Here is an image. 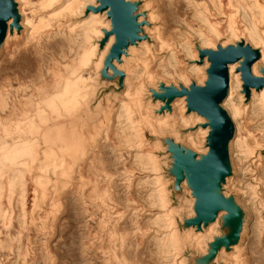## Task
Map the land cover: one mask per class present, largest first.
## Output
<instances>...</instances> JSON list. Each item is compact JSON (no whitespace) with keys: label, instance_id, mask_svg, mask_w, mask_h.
I'll return each instance as SVG.
<instances>
[{"label":"bare ground","instance_id":"bare-ground-1","mask_svg":"<svg viewBox=\"0 0 264 264\" xmlns=\"http://www.w3.org/2000/svg\"><path fill=\"white\" fill-rule=\"evenodd\" d=\"M185 1L191 10V22L180 19L178 34L172 36L168 34V21L161 17L158 0H142L139 11L134 15H137V22L140 24L138 34L143 38L130 43L121 59L112 61L113 67L122 72L120 74L111 67L103 70L116 36L110 35L108 41L101 46V41L106 37L105 32L112 29V18L108 15L110 8L104 11L94 10L101 5L100 0H14L19 26L13 25V17L8 19L7 34L0 47V58L16 44L26 42L43 48L45 41L61 34L72 37L73 44L67 49L69 52L55 62L56 68L65 63L61 70L56 73L48 70L47 76L44 79L39 77L36 85L32 84L37 80H30L20 84L17 89L9 85L0 90V208L3 211V198L12 206L13 202L17 203L19 200V195L29 190L30 183L35 184L34 208L39 207V200L47 199L44 193L48 182L46 173L50 169L55 172L60 168L63 176H71L75 169L82 170L79 163L82 159H96L90 149L101 147L97 136L100 133L107 134L111 125L113 135L125 138L128 147L134 149L133 160L141 170L150 173L141 182L153 185L148 195L152 206L159 209L152 221L164 231V234L156 233L155 236L158 247H162L168 255L163 264H189L187 257L183 255L186 249L196 250L201 255L208 253L209 242L220 234V217L228 212L221 210L208 223L180 230L176 215L182 213L184 204L171 205L169 181L163 176L162 160L155 148H165L162 139L168 138L178 145L186 144L191 147L199 159L201 154H206L209 150L208 145L200 147V135L205 139L212 127L208 117L189 110L187 95L176 97L166 106V100L158 95L166 93L162 85L168 87L170 79L161 76L172 77L166 67L179 65L185 75H177L178 79L171 80L176 88L182 90L185 87L190 90L191 83L204 87L211 62L208 55L201 59V52L204 49L216 51L218 46L237 47L238 42H243L252 49L259 50L260 57L251 68L256 78L264 77V0H208L213 12L208 3ZM34 8L43 9L42 13L30 15L28 9ZM193 21L199 23V28L192 26ZM183 55L184 61H189L186 65H182ZM243 60L242 57L227 65L229 92L221 107L228 113L235 131L228 144L231 172L221 188L225 191V196L229 194L227 190L235 191L239 195L236 197L237 204L249 213L257 214L254 182L260 179L255 177L247 181L246 175L256 174L253 166L259 172L264 171V135L257 143L252 133L249 138H244L242 129H246L248 119L256 122V130L264 129V87H251L250 93H246L240 68ZM150 69L159 73L152 74ZM107 73L115 74L114 80L102 77ZM190 76L193 82L190 81ZM108 82L122 91L114 90L102 97V87H107ZM13 92L18 95L13 97ZM20 93L23 94L22 98ZM115 101L118 102V108L114 113L112 104ZM148 133L157 138L152 147L148 145L152 144L148 141ZM250 144L253 148H250ZM251 158L254 160L251 161ZM188 185L191 187V183ZM39 189L43 190L41 194L38 193ZM103 193L102 191L101 195ZM189 194L191 198L185 200L188 203V217H196V198L192 192L189 191ZM24 220L25 216L19 214L20 223ZM260 220L261 217L258 221ZM165 227L168 231L164 230ZM241 228L236 243L228 251L223 248L212 264L218 262L220 255L225 257V264H245L246 249L243 245L246 235L251 231L247 219H243ZM171 248L174 249L172 261Z\"/></svg>","mask_w":264,"mask_h":264},{"label":"rangeland","instance_id":"rangeland-1","mask_svg":"<svg viewBox=\"0 0 264 264\" xmlns=\"http://www.w3.org/2000/svg\"><path fill=\"white\" fill-rule=\"evenodd\" d=\"M32 1L37 2L38 0ZM197 1L200 4L203 2L209 4L208 0ZM132 2L138 4L135 11L137 13L143 2L142 0H132ZM158 2L162 12L161 17L168 21V34L170 33L172 36L178 34L177 31L180 28L178 29L177 25L181 23L180 19L191 22V10L185 0H158ZM209 7L212 11L211 4ZM42 10L34 8L28 9V12L30 15H38L42 13ZM228 11L229 9H227ZM192 26L199 28V23L193 21ZM171 41L173 40L171 39ZM72 44V37L61 34L55 39L45 41L43 48L25 42L7 49L0 58V90L9 85H13V88L17 89L20 84L30 80H37L32 84L36 85L39 82V77L42 76L44 79L47 76L48 70L54 71L53 73L61 70L65 63L56 68L55 62L69 52L67 49ZM184 59V55L181 56L182 65L189 62ZM181 68L179 65L166 67L172 77H161L170 79L169 87L174 86L172 81L179 78L177 75H185ZM150 71L152 74L159 73L152 69ZM141 73L144 71L141 70ZM114 75L107 73L102 77L114 80ZM190 81L193 82L191 76ZM107 84V87H102V97L114 90L122 91L118 87L115 89L114 84L112 85L110 82ZM36 88L39 89V87ZM16 95L18 93L13 92L12 96ZM19 96L22 98L23 94L20 93ZM112 105L115 113L118 102L115 101ZM104 122L106 123V120ZM247 123L246 129H242L243 137L249 138V134L252 133L256 142L259 143L260 138L264 135V129L256 130V122L251 119H248ZM207 137L204 139L200 135L201 148L208 145ZM147 138L152 143L148 145L152 147L154 139L157 138L151 136L150 133L147 134ZM120 139L117 135H113V128L110 125L107 134L100 133L97 136V142L101 147H91L90 149V152H94L93 154L96 155V159H89L91 162L82 159L79 163L83 167H81L82 170L75 169L71 176H63L62 172L60 173L62 169H56L55 172L50 169L46 173L48 182L44 190L47 199L39 200V207L42 204L40 208L38 206L34 208L36 203L34 183H30L29 190L19 195V200L17 203L13 202L12 206L9 205L7 199L3 198L5 212L0 208V264H163L165 262L168 255L162 247H158L155 239L156 233L161 235L164 234V231L159 229L160 226L155 221H152L159 210L157 206H152L148 195L153 185L150 182H141V179L146 178L150 173L141 170L139 164L133 160L134 149L128 147L125 138ZM162 141L165 148H155V152L162 160L163 176L169 181L171 205L184 204L182 213L177 214L176 219L179 229L185 231L195 225L192 223L194 217H188V203H185L186 199L191 198L189 191L193 194V188L188 185L187 171L176 163V157L179 152H193L194 154L196 152L186 144L178 145L168 138L162 139ZM250 148H253L251 144ZM206 154H201L199 159L196 158L201 160ZM253 160L251 158V161ZM253 169L256 174L246 175V178L247 181L255 177L260 179L258 182H254L255 192H257L256 200H254L257 201L255 203L257 214L249 213L237 204L239 195L235 191L227 190L229 194L226 196L237 205L243 219L248 220L251 228L244 240L243 246L246 249L244 263L264 264V171L259 172L254 166ZM36 175L37 171L34 173V176ZM88 179L90 180L88 181ZM47 186H50V189H47ZM42 191L39 189L38 193L41 194ZM102 191L104 196L101 195ZM216 191L223 195L225 192L222 188L216 189ZM19 214L25 216L23 223L19 221ZM259 217H261L260 222L258 221ZM163 225L165 226L166 223ZM219 229L220 234L215 237V240L209 242L210 248L206 255H201L193 249L185 250L183 255L187 257L189 264H212L223 248H227L226 251L229 250L233 244L224 241L216 244V240L226 238L231 232L226 214L220 217ZM164 230H167L166 227ZM173 257L174 249L171 248V261ZM224 258L223 255H220L216 264H225Z\"/></svg>","mask_w":264,"mask_h":264},{"label":"water","instance_id":"water-1","mask_svg":"<svg viewBox=\"0 0 264 264\" xmlns=\"http://www.w3.org/2000/svg\"><path fill=\"white\" fill-rule=\"evenodd\" d=\"M100 1L101 5L95 7L94 10L104 11L110 8L108 15L112 18V29L105 32L106 37L101 41V45L108 41L110 35L116 36V41L105 60V69L111 67L114 72L122 74L111 63L114 59H121L122 53L130 43H135L143 38L138 34L140 24L137 22V15H134L138 4L126 0ZM10 17H13V25L18 27L19 15L16 3L14 0H0V47L5 40ZM205 55L209 56L211 65L208 68L209 78L204 87L196 86L194 83L190 85V90L185 87L179 90L174 86H162L166 93L158 96L164 98L166 106H168L176 97L187 95L189 110H195L200 115L209 118L212 129L207 137L209 150L206 156L198 160L193 152H179L176 163L187 171L188 181L191 183L196 198L194 204L196 217L192 223L197 226L208 223L214 220L221 210L227 211V223L231 232L226 238L216 240V244L221 241L235 244L242 229V213L231 198L216 191L221 188L222 183L231 172L228 144L235 131L228 113L221 107L223 99L229 92V68L227 65L244 58L240 68L244 81L243 86L248 94L251 87H264V77L256 78L252 74L251 66L260 57L259 50H254L243 42H238L237 47L234 45H229L226 48L218 46L216 51L204 49L201 52V59Z\"/></svg>","mask_w":264,"mask_h":264}]
</instances>
